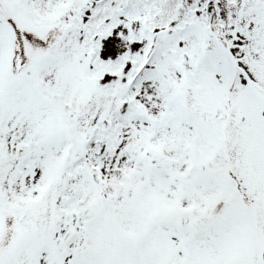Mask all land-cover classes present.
Segmentation results:
<instances>
[{"label": "snow or ice", "instance_id": "6c2138e0", "mask_svg": "<svg viewBox=\"0 0 264 264\" xmlns=\"http://www.w3.org/2000/svg\"><path fill=\"white\" fill-rule=\"evenodd\" d=\"M0 264H264V0H0Z\"/></svg>", "mask_w": 264, "mask_h": 264}]
</instances>
